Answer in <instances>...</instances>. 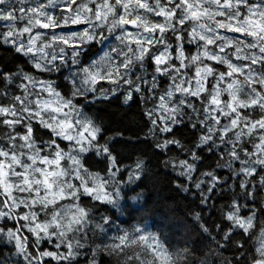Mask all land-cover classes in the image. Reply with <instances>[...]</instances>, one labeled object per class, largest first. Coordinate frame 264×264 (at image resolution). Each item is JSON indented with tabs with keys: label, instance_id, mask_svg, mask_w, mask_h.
Segmentation results:
<instances>
[{
	"label": "snow or ice",
	"instance_id": "6c2138e0",
	"mask_svg": "<svg viewBox=\"0 0 264 264\" xmlns=\"http://www.w3.org/2000/svg\"><path fill=\"white\" fill-rule=\"evenodd\" d=\"M242 5L247 8V14L239 11L229 14L230 10H238ZM260 8L254 0H164L163 4L160 0H0V21L6 29L0 30V45L30 57L31 60L27 59L25 63L42 73L53 70V65L70 63L75 66L72 76L80 79L71 80L73 94L79 91L74 87L77 83L95 91L106 81L109 85L126 84L129 89L126 100H132L141 92L151 95L156 102L153 105L155 112L152 109L145 111L152 124L149 133L172 134L177 125L174 121L180 119V114L193 111L194 118L199 119L192 123V128L197 129L200 125L203 128L187 152L190 159H179L178 165L173 164V167L181 169L179 176L193 181V175L198 171L195 161L203 162L199 152L205 151L206 147L213 151L210 147L213 143L216 149L224 145L227 151L217 153L225 157L224 162L217 161L216 168H227L229 176L221 177L212 169L200 173L208 178L207 181L196 179L194 182L200 203L207 204L208 195L214 190L223 191L225 185L229 190H244L248 195H254L258 185H264V11ZM157 17L162 20L155 19ZM71 26H78L79 30ZM221 30L243 35L230 37ZM173 32L175 34L171 35ZM158 35H171V40L162 42L156 39ZM97 37L101 41L110 39L113 45L89 64L78 63V50L96 42ZM185 41L195 45V50L186 49ZM145 60L153 69L151 79L143 72ZM4 61L5 58L0 57V65H3L0 67V99L7 101L0 102V122L5 126H13L20 133L18 125L21 121L16 111L19 105L27 116L37 118L64 140H75L80 153L89 151L94 141L103 139L101 128L90 118L76 121L60 118L69 116L73 101L58 91L52 80L37 79L31 71H25L23 65L16 66L15 71L8 70ZM218 66H223V70ZM157 73L161 74L159 81L162 77L170 81L163 91H160ZM16 81H21L15 87L20 94L13 92L12 101H8L9 89ZM30 85L36 86L39 94L32 101L33 107H24L28 96L25 90ZM112 91L115 92V88ZM189 96L200 98L202 107L199 111L195 110V105L188 109ZM99 99L108 100V97L104 95ZM45 112L56 113V116L52 121H46ZM158 121L161 122L159 125ZM77 123L81 127L74 135L72 130ZM33 133L34 128L29 125L23 133L10 138L13 141L11 147L14 148L15 141L19 140L27 149H32L29 135ZM117 136L122 138L123 133L118 132ZM180 143L172 135L170 139L159 140L153 147L168 151L170 145ZM96 148L105 154L110 165L104 175L83 168L76 156L70 151L66 153L59 145L51 157L39 149L25 155L24 151L17 154L0 148V190L8 198L4 203L7 205L11 200L10 208L17 212L12 226L8 224L11 212H0L4 221L0 224V241L13 244L16 254L23 255L25 264H52L53 261L55 264H72L78 256L81 241H73L70 234L89 222V210L81 207L79 202L69 205L63 212H53L48 219L36 211L38 206L55 207L78 196L80 188L97 201L118 203L116 197L121 190L115 187L116 181L112 179L121 172L117 157L108 154L110 150L106 144H96ZM173 159L165 163L171 164ZM66 160L75 166L79 186L74 182L60 183L67 175L63 167ZM236 162H239L238 167ZM142 168V160L137 159L135 167L128 173V181L138 180ZM13 177L18 182H14ZM229 179H232L230 185L227 184ZM109 183L114 187V194L108 190ZM178 187L189 191L183 185ZM66 188L74 190L68 192ZM16 191L29 193L28 200L17 201ZM221 215L230 222L223 239L231 240L232 226L242 232L253 226L252 218L242 214L241 201L235 194L227 204L221 205ZM194 218L201 221V214L195 212ZM102 220L105 225L110 224L109 217ZM25 222H28L25 224L27 231L37 240H52L54 250L33 248L26 242L29 238L22 236V229L17 226ZM96 227L103 230L100 224ZM199 227L208 232L203 223ZM120 231L122 234L114 237L117 242L110 247L146 250L147 257L135 253L138 264H175L172 253L159 236L147 232L138 223ZM257 253L260 258H254V264H264V240ZM89 264H97L94 256Z\"/></svg>",
	"mask_w": 264,
	"mask_h": 264
},
{
	"label": "clouds",
	"instance_id": "9594fccd",
	"mask_svg": "<svg viewBox=\"0 0 264 264\" xmlns=\"http://www.w3.org/2000/svg\"><path fill=\"white\" fill-rule=\"evenodd\" d=\"M160 2L161 4H163L164 0H160ZM254 2L261 5V8L259 9L260 11H264V0H254ZM234 11H239L242 14H247V8L243 5L238 10H230L229 14H232ZM174 34L175 32H173L171 35ZM171 35L167 37H160L158 35L156 39L164 42L166 40H171ZM225 35L228 34L225 33ZM228 36L234 37V35ZM185 43H187V41H185ZM97 45H100L101 47H97ZM112 45V40L105 39L101 41L99 37H97L95 43H92L91 45L85 44L82 49L78 50L80 55L77 57V61L81 64H89L92 60L96 59L95 57L100 56L101 52L104 53ZM11 55H14V52H12ZM27 59L31 60L30 57H27ZM74 71H76L75 66L70 63H66L64 65H53V70L46 73L49 76H57V74H59L57 76V79L61 80L60 84H57L56 80H50L54 82V86L56 88H63V94H65L68 99H71L73 101L72 112L69 113V116H61L60 118H70L73 121H76L77 119L84 120L86 118H90L98 127L101 128V135L103 136V139L94 141L93 147L89 151L84 153L79 152V145L76 144L75 140L67 141L68 143L66 145L61 146V143L58 142V139L60 141H66L63 139V137L58 135V133L53 131V129L46 127L45 124L41 123L37 118L27 116L20 109V106L17 105L16 111L19 120L21 121L18 127L21 131L20 133H18L15 127L5 126L2 122H0V148L4 149L5 151H15L17 154H19L21 151H24L25 155H27L29 151L35 152L37 149H39L40 152L51 157L56 150V146L59 145L60 148L64 149L66 153L70 151L72 155L76 156L81 161L83 168H87L91 172L104 171L106 165H108V161L105 159V154L96 148V144H99L101 146L106 144L110 150L108 154L116 156L117 158L127 150L128 142L126 140L117 139L118 132L112 129V122L110 117L106 113H102L101 108L107 107L106 102H111L112 98L117 97L120 99L121 106L124 111L130 109L132 107L130 102L133 99H125V96L129 94L128 86L123 82H121L119 85L107 84L105 86L101 84L96 87L95 91H90L88 90L90 86L81 85L77 83L74 87L78 88L79 91L73 94V85L71 84V80L74 78L79 81L80 79L79 76H72V73ZM143 72L147 73V77L153 74V69L151 72H149V64L147 60H145L144 62ZM66 77L67 79H65ZM36 78L39 79L37 76ZM157 78L159 82L158 75ZM63 81H67V84H64ZM20 83L21 81H16L14 86L18 87ZM5 87H8V85L6 84ZM113 88H115V92L112 91ZM163 90L164 88L160 89V91ZM25 91L27 92L28 96L25 97L26 103L24 107H33L32 101L35 99L36 95L39 94L36 91V86L30 85ZM0 93H2V90H0ZM138 94L141 96V101L144 105V111L149 110L147 105L149 102H151L152 107L150 109L155 112V109L153 108V105L156 102L155 99L151 95L145 94L143 92ZM12 95L13 91L9 89L8 101H12ZM104 95L108 97V100L99 99ZM78 98H80V100L77 103ZM187 100L188 109H191L192 105H195L196 111H199L201 109L202 104H197L196 100L192 99L191 96L187 97ZM181 107H183V105ZM54 116H56V113L53 112H45L44 114V118L46 121H52ZM201 116H203V113H201ZM134 119L135 117L130 114V122ZM198 119L199 118H194L193 111H188L187 114L181 113L180 119L174 121V123L181 124L185 121H194V123H196L198 122ZM29 125L34 128V133L29 135V140L33 145L32 149H27V146L23 145L22 142L19 140L15 141L14 148L11 147L13 141L10 138L14 135L18 136L23 133ZM80 127L81 124L77 123L76 128L72 130L74 135L79 131ZM197 131L199 132L200 129H197ZM147 135H150V137L152 138L151 143L153 145L159 140H161L160 132H148ZM180 142V145H176L177 148L180 149L181 153H187L191 150L192 144L195 143V140H193L192 144L183 143L181 140ZM85 147H87V145H85ZM210 147L213 148V150H218L215 148V143L210 145ZM225 151H227V149H225ZM205 152H209L208 147L205 148ZM141 160L143 162V168L141 173L150 174L151 158L146 155L145 158ZM195 163L199 164L200 160L197 159ZM63 167L65 168L67 175L61 179L60 183L71 184L74 182L77 186H79L80 181L75 179V166L72 165L70 162H67L66 160L63 164ZM96 169H99V171H97ZM120 171H122V169H120ZM84 175L86 176L87 173H84ZM12 179L14 182H18L15 177H13ZM112 179L116 181L115 187L120 188L121 181L117 177H114ZM132 182H135V180ZM108 188L111 189V191L109 192L114 194V187L111 183H109ZM73 190L74 189L66 188V191L68 192H71ZM233 194H235L241 201V211L245 213L244 215L252 218L253 226L247 232L243 233H241L240 230L237 229L235 226H232V228L230 229L231 240H223L224 246L232 250L234 258L223 257L220 260L219 264H254V258H260L259 254L257 253V248L260 247L261 241L264 240V235H262L264 234V185H258L254 195H248L245 193L244 190H236L234 188L232 189V195ZM29 195L30 194L27 192H15L17 201H20L22 199L27 201ZM116 198L118 203L109 205H111L117 213L122 214L123 209L119 206V201L122 199L121 193ZM7 199V196L2 191H0V212H4L5 214L11 212V217L9 218L8 222H13L14 217L17 215V212L12 211V209L10 208V205L12 204L11 200H8L7 205L4 203V201ZM77 202H79L81 207H85L89 210V222H87L83 226H79L73 233L70 234V238L73 241H81L80 247L77 248L78 256L74 257L72 264H89V261L93 259V256L95 257L97 264H138L137 260L134 258L135 253L140 252L142 256L147 257L146 250H142L139 247L125 248L123 250H118L110 247L112 244L117 242L114 239L115 236H110L108 233V228L113 227V224H107L108 227H105L102 218L107 216L110 218V220H112V216L110 214H106V212H100L98 214L97 209L99 208V205L96 203L97 200H95L91 195L85 193L83 188H80L79 194L76 197H70L69 199L59 203L55 207L50 206L48 208H43L38 206L36 211L39 212L42 218L48 219L52 216L53 212L57 210L63 212V210H65L69 205L75 204ZM3 222V218H0V224H2ZM27 223L28 222L18 225V227L22 229V236L24 235V230H27V228L25 227V224ZM97 224H100L103 230L98 229L96 227ZM204 233H207L209 236H211V230L209 228L208 232ZM242 241H246L247 246ZM253 241H258L259 246L256 247L253 244ZM26 242L31 243L33 248H40L44 241L43 239L37 240L35 238L32 241L28 240ZM215 242L219 243V241ZM48 243L52 244L53 241L49 240ZM172 247L173 249H175V245H173ZM200 247V243L193 240L191 241L190 247H184L178 250H170L168 247L167 248L172 253L175 264H210V261L205 258L207 256V253H205L204 256L197 255V251L200 250ZM241 249H243V251H241ZM21 256L23 257V255H17L16 250H14L11 254V257H9L8 260L4 261V264H25L24 259H20Z\"/></svg>",
	"mask_w": 264,
	"mask_h": 264
},
{
	"label": "trees",
	"instance_id": "16d2710c",
	"mask_svg": "<svg viewBox=\"0 0 264 264\" xmlns=\"http://www.w3.org/2000/svg\"><path fill=\"white\" fill-rule=\"evenodd\" d=\"M0 30H5L2 23H0ZM97 47L101 46L97 45ZM185 47L194 51V47L190 44L185 43ZM11 53L8 46L0 45V57L5 58L4 63L8 70L15 71L17 65H23L25 71H31L39 79H52L56 80L57 84L61 83V80L57 79L59 74L57 76H49L46 73H42L34 69L31 64L25 63L26 57H23L19 53H14V55H11ZM149 63L154 66V62L150 61ZM0 67H3V65H0ZM218 67H221V70H223V66ZM151 71L152 67H149V72ZM157 75L160 76L161 74ZM148 79H151V76H148ZM63 83L67 84V81H63ZM159 83L160 88L163 89L170 81L162 77ZM102 84L106 86L107 82H102ZM10 89L15 94H20L14 85ZM57 90L62 93L64 91L63 88H57ZM79 100L80 98H78V102ZM194 100H196L197 104L200 103L198 98H194ZM0 102L7 103V101L2 99H0ZM130 103L132 107L124 111L120 99L114 97L111 102H106L107 107L101 108L102 113H106L110 117L112 129L123 133L122 138L118 137L117 139L128 142L127 150L117 158L119 168L122 169L117 176L121 181L120 190L122 199L119 201V206L123 209L122 214L117 213L111 205L105 202H96L99 205L97 209L98 214L106 212V214L112 216L110 224H113V227L108 228L109 235H120L122 234L120 229L128 228L132 223H138L147 232L159 236L161 242L170 250L190 247L191 241L195 240L201 245L200 250L197 251V255L204 256L207 253L205 258L210 261V264H219L223 257L234 258L232 250L224 246L222 238V234L230 227V222L226 221L221 215V205L229 202L232 190H229L228 186L225 185L223 191L214 190L213 194L208 195L207 204H201L199 190L194 187L196 179L207 181V177L200 175L202 171L215 169L219 176H229L227 168H216L217 161L224 162L225 157L217 155V153L225 151L224 145H220L218 150L199 152L203 158V162L198 164V171L194 173L193 181H189L187 177L178 175L181 171L178 166L173 167V164L178 165L179 159H190L188 154L181 153L176 145H170L168 151L154 148L151 143L152 138L150 135H147L148 129L152 127V124L145 114L141 96L138 93L135 94ZM147 107L150 109L152 103L149 102ZM130 114L135 117L131 122L129 120ZM157 123L159 125L161 122L158 121ZM192 123L194 121H185L175 125L172 134L160 133L161 140L170 139L172 135H175L183 143L192 144L198 134L197 129L203 128L200 125L197 129H193ZM58 142L61 143V146L68 143L59 139ZM146 155L151 158V173H140L138 180L129 182L128 173L135 167L136 160L144 159ZM170 157L175 158L173 159V163L166 164L165 162L169 161ZM236 166H239V162H236ZM106 168H110V165H106ZM96 170L99 171V169ZM104 172L105 170L100 171L102 175H104ZM227 184H232V179H229ZM178 185L187 187L189 191H183ZM108 190L111 191V189ZM195 212L201 214V221L197 222L195 220ZM242 214L244 215L245 213L242 211ZM13 223L12 221L8 222L9 226H12ZM200 223H203L205 227L211 230V236L201 230L199 227ZM105 227L108 226L105 225ZM240 232L243 233L241 230ZM24 236H27L30 241L35 239L27 230H24ZM215 241H219V243ZM242 242L247 246L246 241ZM253 244L256 247L259 246L258 241H253ZM173 245H175V249H173ZM45 248H53V245L43 242L41 249ZM14 250L13 245L0 241V261L8 260ZM20 259L22 260L23 257L21 256ZM52 264H55V262L53 261Z\"/></svg>",
	"mask_w": 264,
	"mask_h": 264
},
{
	"label": "rangeland",
	"instance_id": "374dc122",
	"mask_svg": "<svg viewBox=\"0 0 264 264\" xmlns=\"http://www.w3.org/2000/svg\"><path fill=\"white\" fill-rule=\"evenodd\" d=\"M58 14V13H57ZM155 19H158V20H162V18H159V17H157V18H155ZM0 23H2V25H4V22L3 21H0ZM130 29H132L133 28V26H131V25H129L128 26ZM4 28V27H3ZM73 29H75V30H79V28L78 27H73ZM6 30V29H5ZM221 32H222V34H225V30H221ZM226 34H228V35H234V36H236V35H238V36H242L243 34H237V33H230V32H227ZM250 39V38H249ZM190 45H192V44H190ZM193 47H194V50H195V45H192ZM106 50V49H105ZM100 55H103V52L100 54ZM45 80H47V79H45ZM46 95V94H45ZM18 171L20 170V169H17Z\"/></svg>",
	"mask_w": 264,
	"mask_h": 264
}]
</instances>
